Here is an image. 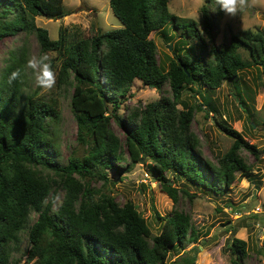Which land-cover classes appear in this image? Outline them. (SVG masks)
<instances>
[{
  "label": "trees",
  "instance_id": "16d2710c",
  "mask_svg": "<svg viewBox=\"0 0 264 264\" xmlns=\"http://www.w3.org/2000/svg\"><path fill=\"white\" fill-rule=\"evenodd\" d=\"M209 1L216 16H222L215 0ZM108 2L121 28L97 31L87 38L60 28L58 38L51 40L46 29L35 25V18H64L62 0H0V39L22 32L36 38L42 54L60 55L56 66L52 60L56 83L58 88L73 89L70 110L78 144L86 149L81 157L73 154L66 165L57 162L51 138L52 124L58 119L55 102L40 95L39 87L26 91L24 74L9 84L12 71L25 69L27 48L23 41L8 51L0 70V264H20L13 255L20 252L21 232H26L29 242L21 254L25 264H195L189 254L169 261L171 251L197 241L190 215L173 210L162 216L152 207L160 226L159 234L152 235L131 201L120 205L104 189L113 184L107 171L126 173L144 157L174 204L179 192L188 199L195 196L186 188L170 186L167 172L216 195L225 192L236 173L250 177L240 153L247 150L258 156L255 146L219 123L233 144L212 164L202 156L200 139L191 129L194 112L202 110L203 104L177 106L187 86L216 90L225 81L234 82L249 65L264 66L262 33L243 30L209 51L201 40L194 56L180 45L185 44L183 38L187 45L188 39L199 37L195 23L172 15L168 0ZM201 16L203 28L211 31L207 6ZM169 23L184 28L185 35L176 38L174 58L162 70L149 36L165 33ZM136 80L156 91L167 85L172 98L138 106L122 118L117 111ZM112 119L125 135L126 166L122 141L111 130ZM92 181L101 182V187L91 186ZM58 191L63 197L55 207ZM227 249L233 256L230 264H243L248 256L247 243L238 238H232Z\"/></svg>",
  "mask_w": 264,
  "mask_h": 264
},
{
  "label": "rangeland",
  "instance_id": "374dc122",
  "mask_svg": "<svg viewBox=\"0 0 264 264\" xmlns=\"http://www.w3.org/2000/svg\"><path fill=\"white\" fill-rule=\"evenodd\" d=\"M209 2L168 0L169 12L180 20L194 22L199 35L188 39L187 45L183 38L182 42L185 44L180 45L185 46L183 51L188 50L196 56L199 54L197 44L201 40L209 51L213 45L220 46L226 43L232 34L247 29L261 32L264 36V0H257L255 4H251L250 0V6L236 17L227 16L225 13L220 17L216 16L215 7ZM62 6L67 13L64 18L57 20L42 16L35 18V25L46 29L51 40L58 38L60 28L66 29L68 35L78 33L87 38L97 31L103 33L122 27L120 21L113 15L108 0H62ZM203 6L209 8L213 20L211 31L203 28L201 16ZM179 35H185L184 28L177 29L169 23L165 33L152 32L149 36L156 45L157 62L162 70H166L169 60L174 58L173 51ZM23 41L27 48V60L33 55L38 57L42 54L33 35L25 36L22 32L16 36L5 35L0 39V70L8 51L21 46ZM240 52L244 59L251 62L246 52ZM48 54L56 66L60 61V55L57 52ZM24 75L27 78L26 91L35 90L37 85L33 71L25 67ZM72 92L73 89L58 88L57 83L51 90L39 88V94L51 98L58 111V119L52 124L51 138L56 150V160L60 165H66L73 154L81 157L86 151L77 141V127L70 110ZM161 98H172L167 85L156 91L136 80L129 97L120 105L117 114L124 118L138 106L143 108L146 104ZM240 100H243V103H240ZM180 101L182 103L177 106L178 109L203 104L202 110L194 112L191 129L200 139L202 156L212 164L216 165L217 158L233 144V138L222 132L219 123L240 133L249 145L255 146L258 156L247 150L240 153L249 167L250 177L248 174L244 176L236 173L235 181L223 194L216 195L197 189L183 178L174 179L173 173L167 172L166 177L170 180V186L186 188L195 196L188 199L179 192L178 201L174 204L162 191L157 177L149 171L147 167L149 161L144 159L120 175L108 170L107 175L113 184L108 183L104 189H108L120 205L131 201L148 223L152 235H158L160 231L152 207L162 216L173 210L190 215L197 231V241L188 244L184 250L176 248L171 251L169 261L189 254L194 258L195 264H230L233 256L227 246L232 238H238L245 241L248 247V256L243 264H264V66L249 65L239 72L234 82L225 81L216 90L187 86L181 93ZM111 130L122 141L123 153L127 160L122 165L126 166L129 160L124 145L125 135L114 119L111 120ZM90 185L99 188L102 183L92 181ZM62 197L63 192L58 191L55 207L60 204ZM20 238V252L13 255V258L16 261L20 260V264H25V256L21 254L29 247L26 232H21Z\"/></svg>",
  "mask_w": 264,
  "mask_h": 264
},
{
  "label": "clouds",
  "instance_id": "9594fccd",
  "mask_svg": "<svg viewBox=\"0 0 264 264\" xmlns=\"http://www.w3.org/2000/svg\"><path fill=\"white\" fill-rule=\"evenodd\" d=\"M257 0H251V4H255ZM219 9L230 17H236L243 12L245 8L250 6V0H215ZM27 69H31L35 75V83L37 87L44 90H51L56 85V73L52 67V57L48 53L40 56H31L27 60ZM24 70L16 68L8 77L9 84L22 78Z\"/></svg>",
  "mask_w": 264,
  "mask_h": 264
},
{
  "label": "water",
  "instance_id": "95a60500",
  "mask_svg": "<svg viewBox=\"0 0 264 264\" xmlns=\"http://www.w3.org/2000/svg\"><path fill=\"white\" fill-rule=\"evenodd\" d=\"M170 49V48H169ZM144 160V158L141 159V162Z\"/></svg>",
  "mask_w": 264,
  "mask_h": 264
}]
</instances>
